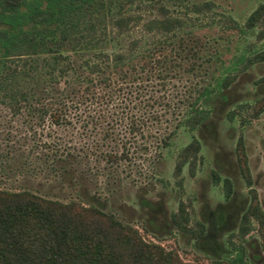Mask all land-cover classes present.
Instances as JSON below:
<instances>
[{
    "label": "rangeland",
    "instance_id": "rangeland-1",
    "mask_svg": "<svg viewBox=\"0 0 264 264\" xmlns=\"http://www.w3.org/2000/svg\"><path fill=\"white\" fill-rule=\"evenodd\" d=\"M105 1H112L111 15L95 19L85 13L80 22L92 18L107 25L119 15L139 18L121 33L107 27L102 52L110 67L112 55L123 54L121 69L106 68L108 87L96 76L87 89L85 83H70L69 96L80 103L68 108L66 128L49 124L46 116L38 122L23 108L15 115L0 101V189L97 206L134 227L143 240L174 250L183 262L260 264L264 239L257 222L249 218L243 235L239 223L250 189L264 220V59L243 67L264 51V38L243 26L264 0ZM163 14L178 18L179 25L167 33L143 29L147 20ZM86 38L79 36V43ZM95 53L94 48L69 52L75 65L94 60ZM224 76L229 83L210 93L205 119L193 129L178 125L173 107L184 108L185 97H195L201 87H217ZM104 90L111 97L97 98ZM3 94L0 89V98ZM146 99L152 108L144 105ZM193 138L199 142L193 172L184 165L175 175L177 153ZM238 141L249 186L239 171ZM120 152L126 157H106ZM179 205L187 212L189 231L170 220Z\"/></svg>",
    "mask_w": 264,
    "mask_h": 264
},
{
    "label": "trees",
    "instance_id": "trees-1",
    "mask_svg": "<svg viewBox=\"0 0 264 264\" xmlns=\"http://www.w3.org/2000/svg\"><path fill=\"white\" fill-rule=\"evenodd\" d=\"M111 5L112 1L105 0H0V89L4 91L0 101L9 103L15 115L23 108L29 117H37L38 122L46 116L49 124L66 128L70 123L68 108H77L80 103L73 102L69 95L74 91L67 87L72 83H85L84 89L88 85L92 87L93 76L98 78V83L103 82L108 87L105 70L110 67L109 56L102 52L108 25L111 31L121 33L139 21L138 16L119 15L107 25L93 22L92 18L89 22H80L85 13L94 15L95 19L99 14L102 17L111 15ZM179 23L178 18L163 14L147 20L142 27L146 31L167 33ZM243 26L252 31L256 29L255 36L264 38V1L248 13ZM79 36L89 38L79 43ZM93 48L97 51L94 60L81 59L80 64H74L69 52L78 55L80 51ZM124 58L123 54H113L110 68L122 64ZM263 59L264 51L256 53L246 59L243 67ZM13 62L16 64L12 66ZM80 68L87 74H82ZM117 68L120 70L121 65ZM60 81L64 83L62 88L56 87ZM228 83L229 78L224 76L217 87H201L195 97L190 100L185 97L184 108L175 105L172 111L177 124L189 129L199 125L208 113L205 104L210 93L225 88ZM97 95V98L111 97L109 90L97 91ZM144 105L152 108L154 104L146 99ZM149 112L154 117V111ZM134 121L131 119L133 124ZM29 126L31 128V124ZM131 130L137 128L132 125ZM237 149L239 171L249 186L250 176L241 141H238ZM198 151L199 142L194 138L181 147L174 163V174L178 175L184 165L192 173ZM106 157L115 160L126 157V153L120 152L118 156L106 153ZM223 182L227 197L229 181ZM250 193L251 201L241 216L239 231L242 235L247 232L248 220L252 217L264 239L263 216L254 190L250 189ZM187 217L185 208L179 205L170 220L178 230L189 231ZM0 264L190 263L183 262L172 249L165 250L157 243L143 240L134 227L97 206L76 201L61 202L26 189H0ZM260 264H264V260Z\"/></svg>",
    "mask_w": 264,
    "mask_h": 264
}]
</instances>
